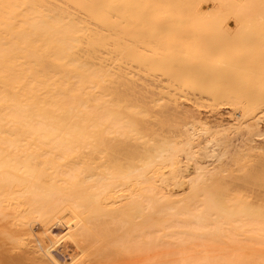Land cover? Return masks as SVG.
Here are the masks:
<instances>
[{"label":"bare ground","instance_id":"6f19581e","mask_svg":"<svg viewBox=\"0 0 264 264\" xmlns=\"http://www.w3.org/2000/svg\"><path fill=\"white\" fill-rule=\"evenodd\" d=\"M208 1L0 0V264H264L257 0Z\"/></svg>","mask_w":264,"mask_h":264},{"label":"rangeland","instance_id":"374dc122","mask_svg":"<svg viewBox=\"0 0 264 264\" xmlns=\"http://www.w3.org/2000/svg\"><path fill=\"white\" fill-rule=\"evenodd\" d=\"M220 1H221V0H218V2H220ZM222 1H223V0H222ZM227 1H228V0H224L223 3H225V4H227V3H228V4H231L232 1H233V3L235 2V0H230V1H228V2H227ZM218 2L214 3V4H216V5H215V6H216V9L218 8L217 11H221V12H219L220 15H222V14H221L222 12L224 13V12L226 11V13H224V14H225L224 16H226V14H227V10H229V8H227L228 6L226 5V6H227V7H226L227 10L224 9V11H223V10H222V9H223V8H222L223 6L220 7L221 5H220ZM235 3H237V2H235ZM207 4H208V5H207ZM207 4H206V7L204 8L205 10H206V8H209L208 11H209L210 9H212V7H213V9L215 8V6H214V4H213L212 2L208 1ZM212 4H213V6H212ZM217 4H218V5H217ZM252 4H253V5H251V6L253 7V8L251 7V8H252V15H254V13H255V17H257V18H259V17H258V16H259L258 14L264 16V0H257V1H255V2H253ZM231 5H232V4H231ZM231 5H229V6H231ZM233 5H234V4H233ZM224 6H225V5H224ZM219 8H221V9H219ZM232 8H233V7H232ZM232 8H231V9H232ZM234 8H235V7H234ZM258 8H261V9H258ZM258 10H259V11H258ZM215 11H216V10H215ZM229 11L231 12V14H233V13L236 12V11L233 12V9H232V10H229ZM260 11H262V12H260ZM232 12H233V13H232ZM219 13H217V14H219ZM256 14H257V15H256ZM228 16H229V17H228ZM230 16H232L233 18H231ZM219 17H220V16H219ZM222 17H223V16L220 17V18H221L220 20L224 19V17H223V18H222ZM226 17H228L227 20H225L226 25L229 26V27H231L230 29H233L232 31H237L238 28H237V27L235 26V24H234V19H235L234 16H233V15H230V14H229V15L227 14ZM226 17H225V18H226ZM235 17H236V16H235ZM255 17H254V18H255ZM216 18H217V17H216ZM257 18L254 19V21H250V20H249V22H251V23L253 22L252 24H251V23H248V21H247V22L245 21V22H244L245 24H243L242 26H244V25L246 26V25H247L245 28L247 29V27H248V28H249V31L252 30V31H251V32H252V35H254V38L256 39V42H257L258 45H259V43L261 44V38H264V37H262V36H264V34H261V32L264 33V30H262V28H260L261 25H257V26H258V27H257L256 24H258L259 20L262 21L261 18H264V17H261V18H259L258 20H257ZM231 19H232V20H231ZM240 19H243V18H240ZM246 19H247V18H246ZM235 20H237V18H236ZM251 20H252V19H251ZM255 20H256V21H255ZM218 21H219V20H218ZM220 22H222V21H220ZM223 22H224V21H223ZM247 23H248V24H247ZM260 23H261V22H260ZM250 27H251V29H250ZM262 27H264V26H262ZM245 28H244L243 30H245ZM247 31H248V29H247L245 32H247ZM243 34H244V32H243ZM245 34H246V33H245ZM235 35H236V34H235ZM241 35H242V33H241ZM247 35H249V34H247ZM233 36H234V35H233ZM231 37H232V35H231ZM240 37H241V36H240ZM260 37H261V38H260ZM233 38H234V37H233ZM237 38H238V35H236V39H237ZM249 38H250V37H249ZM259 38H260V39H259ZM231 39H232V38H231ZM246 39H247V38H246ZM250 39H251V38H250ZM257 39H258V40H257ZM233 40L235 41V38H234ZM239 40H240V38L237 39V41H239ZM242 40H243V39H242ZM242 40H240V41H242ZM244 40H245V38H244ZM244 40H243V41H244ZM248 40H249V39H248ZM228 41H230V40H228ZM231 41H232V40H231ZM237 41H235V42H237ZM250 41H251V40H249V42H250ZM252 41H254V39H252ZM262 41H264V39H262ZM239 43H240V42H239ZM252 43H253L254 46H255V48H254L255 50L252 51V52L255 53V51H257V53H256V54H257V57H256V56H255V57H251V56L248 57V56H245L246 54H242V55H240V56H241V63H247V61L249 62L248 59H250V61H251V62H249L250 65H251L252 61L254 62V61H257V60H258V61L260 62V57H258V55L261 54V53L264 54V49H262V50H261V49H258L257 44H255V41L252 42ZM262 43H264V42H262ZM241 44H243V43L241 42ZM232 45H233V47H239V46H240L239 49L241 50V48H242L243 52H244V49H245L246 51H249V50L251 51V49H253V46H252V48L250 47L252 44L249 45V49H248V48L246 49V47H243V46L241 47V45H239V44H235V43L233 44V43L231 42V46H232ZM234 45H235V46H234ZM233 47H232V49H233L232 51L242 52V51H240V50L237 51L238 48L235 49V48H233ZM259 47H260V45H259ZM243 48H244V49H243ZM250 48H251V49H250ZM256 48H257V50H256ZM262 48H264V47H262ZM254 53H253V54H254ZM258 53H259V54H258ZM256 54H254V55H256ZM221 55H222V54H219V55L217 54V56H218L217 59L223 60L222 57H223L224 55H223V56H221ZM220 56H221V58H220ZM215 57H216V56H215ZM243 58H244V59H243ZM247 58H248V59H247ZM258 58H259V59H258ZM217 59H215V60L217 61ZM246 59H247V61H245ZM242 60H243V62H242ZM218 61H219V60H218ZM258 61H257V63L259 64ZM254 63H255V62H254ZM260 63H262V62H260ZM258 64H257V65H258ZM262 64H264V63H262ZM262 64H261V65H262ZM244 65H245V64H241V66H242L243 68L246 69V67H247L249 64L247 63V64H246L247 66H244ZM253 65H256V63H255V64H252L251 67H255V66H253ZM248 67H250V66H248ZM248 67H247V69H248ZM257 67H258V66H256V68H257ZM262 67H264V66H262ZM262 67H258V69L260 68V70H262ZM60 230H61V229H60ZM61 231H62V230H61ZM57 233H58V232H57ZM59 247H62V246H59ZM61 250H62V248H61ZM59 257H60V256H59Z\"/></svg>","mask_w":264,"mask_h":264}]
</instances>
